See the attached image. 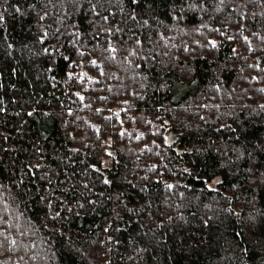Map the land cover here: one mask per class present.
<instances>
[{
  "label": "trees",
  "instance_id": "trees-1",
  "mask_svg": "<svg viewBox=\"0 0 264 264\" xmlns=\"http://www.w3.org/2000/svg\"><path fill=\"white\" fill-rule=\"evenodd\" d=\"M0 221V264H264V0H0Z\"/></svg>",
  "mask_w": 264,
  "mask_h": 264
},
{
  "label": "snow or ice",
  "instance_id": "snow-or-ice-1",
  "mask_svg": "<svg viewBox=\"0 0 264 264\" xmlns=\"http://www.w3.org/2000/svg\"><path fill=\"white\" fill-rule=\"evenodd\" d=\"M93 63H95V61H93ZM3 221H0V223H2ZM4 232L3 231H0V236H4ZM16 241L15 240H12V244H15ZM0 247H2V242H0Z\"/></svg>",
  "mask_w": 264,
  "mask_h": 264
},
{
  "label": "rangeland",
  "instance_id": "rangeland-1",
  "mask_svg": "<svg viewBox=\"0 0 264 264\" xmlns=\"http://www.w3.org/2000/svg\"><path fill=\"white\" fill-rule=\"evenodd\" d=\"M218 180H219V178H215L213 181V184H216Z\"/></svg>",
  "mask_w": 264,
  "mask_h": 264
}]
</instances>
